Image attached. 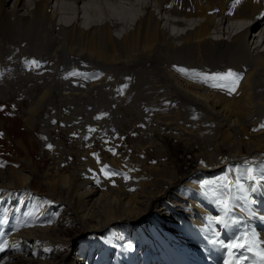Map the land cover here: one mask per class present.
Returning a JSON list of instances; mask_svg holds the SVG:
<instances>
[{
    "label": "bare ground",
    "instance_id": "1",
    "mask_svg": "<svg viewBox=\"0 0 264 264\" xmlns=\"http://www.w3.org/2000/svg\"><path fill=\"white\" fill-rule=\"evenodd\" d=\"M112 2L0 0V96H6L5 99L15 103L19 111L22 110L25 133L32 134L39 123L45 127L56 122L59 126H70V132L77 133L79 138L88 137L90 143L105 136L109 139L113 129L123 124L122 116L125 113L122 115L117 109L122 103L135 107L139 104V109L142 108L140 111L137 109L140 116L146 113V108L155 110L160 116L159 122L165 127L160 132L155 131V140L176 162L178 173L159 178V187L155 190L137 183L140 189L136 191L134 200L127 196L129 192H123L111 200L90 186L92 181L89 178L77 182L70 194L67 191V195L62 196L56 192L53 179L47 174L45 182L52 191L49 196H42L45 198L39 203L40 210L29 224L21 227L11 221L3 228L5 222L0 220V233L3 230L8 232V236L0 240V243L7 241L3 251L8 246L15 251L11 255H4L0 264H53L43 258L56 250L62 251L55 260L62 258L54 264H70L65 257L68 258L69 249L66 247L71 244L74 247L79 245L81 249L73 263L87 264L84 245H80L74 238L76 236L67 238L71 231L63 228L66 217L82 225L86 232L97 234L100 242L105 244L101 246L106 247L107 251L115 249L117 264H133L138 259L131 252L135 241H127L129 237L126 236L136 234L135 230L140 226L151 243L158 244L168 231L177 229L174 214L180 211L189 216H209L206 218L207 226L213 227L218 222L220 225L219 220L223 222L224 216L218 214V210L207 207L208 199L198 183V176L222 166L236 172L234 166L237 163L243 165L244 162L251 163L253 170L249 177H240L237 172L238 176L234 175L235 180L239 177L243 185V189L237 185L236 188L244 206L235 210V221L244 219L248 230L264 241V216L259 211L264 200V127H261V122H264V0H157L160 13L165 12L161 17L144 0ZM139 7L145 9L141 16L137 13ZM175 16H184L185 19H176ZM67 54L74 57L68 58ZM31 60L38 61L39 67L25 63ZM83 61L103 62L109 69L101 66L93 68L89 63L84 65ZM96 62L93 64L96 65ZM83 66L84 74L91 77L94 76V69L100 72L97 79L91 81L94 88L103 84L101 72L111 79L113 89L107 92L113 91V97L117 100L112 98L115 106H112L113 102L106 91L103 93L105 95L101 93V96L98 94L97 97L89 96L75 101L74 98L66 100L69 94L64 85H56L52 90L45 86V82L51 79L68 84L66 87L83 84L87 79L79 75ZM180 68L195 71L184 74L178 70ZM229 70L241 76L232 94L223 88L211 87L212 82H200L203 78L197 75L226 73ZM31 99L34 100L23 110ZM53 109L55 111L47 121V114ZM178 114L212 115L215 126L220 128L216 135L217 145L232 141V131L236 128L246 152L226 154L217 163L210 160L208 163H198V157H208L197 136L208 120H189L191 126L187 124L183 127ZM10 120L14 124L9 132L13 136H20L16 127L18 119ZM130 122L133 124L132 120ZM52 126L48 130L51 133L60 128ZM251 127L262 128L254 133L253 139H249ZM38 131L42 134L41 130ZM52 139L48 145L54 143ZM74 139V134H71L69 147L79 146L78 150L88 154L91 150L85 145L88 143L80 146ZM17 142L24 145L21 139ZM99 150L102 156L116 165L106 145ZM15 160L31 163L32 159L25 156ZM32 178V174L24 168H0V201L16 198L18 206L26 208L28 200L33 201L35 197L30 196V191L26 193L28 197L21 193L30 189ZM60 189L63 190L64 186ZM75 196L78 205L73 203ZM50 213L57 214L50 222H42L41 219ZM227 226L226 229L233 230ZM22 240L23 247L19 248ZM32 240L35 243L31 249L25 248L24 244ZM18 249L27 251L16 254ZM222 254L228 256V250L224 248L217 254V261H210V264H224L226 259L223 261L220 258ZM176 255L165 254L169 260L178 258ZM249 260L246 264H251Z\"/></svg>",
    "mask_w": 264,
    "mask_h": 264
},
{
    "label": "rangeland",
    "instance_id": "2",
    "mask_svg": "<svg viewBox=\"0 0 264 264\" xmlns=\"http://www.w3.org/2000/svg\"><path fill=\"white\" fill-rule=\"evenodd\" d=\"M122 1L130 2L131 0H122ZM144 1L146 2V4L151 5L152 10L158 15V17H161V15L163 14L165 15V12H162V14L160 13L157 0H144ZM110 2L113 3L112 0H110ZM137 13L141 16L145 13V9L139 7L137 8ZM175 18L185 19L184 16H175ZM113 32H115V28L113 29ZM176 41L177 43H179V40ZM67 57L73 58L74 55L71 56L67 54ZM95 62L96 61H94L93 63ZM82 63H84V65H86V63H89L93 68L101 66V68L109 69V66L103 62H96V65L86 61H83ZM82 63L78 65L80 66ZM81 69L82 71L79 73L80 77L87 78L86 81L83 82V84H71L68 87H66L68 84H65L62 81H57L56 79H51L45 82V86L48 87L49 90H52V88L56 85L60 87H62L61 85H64L63 87L68 89L67 92L69 94V99L67 98V96H65V99L66 98H67L66 100L75 99V101H79L80 99L83 98L84 99L89 98V96L95 97L96 95L98 96V94L100 95L101 93H102L101 95H105L103 93L106 91L105 93L107 94V97L109 95L111 102H113L112 106H115L116 103L112 101V98L115 99L113 97V91H111L112 93H108L110 90L113 89V86H111L110 83L111 79L105 77L101 72V78H104L103 84L99 85V87L94 88L91 81H95L98 75L100 74V72L94 69L93 72L94 76L91 77L89 74L87 75L86 73L84 74V66L81 67ZM104 81H106L107 84H105ZM106 86L108 88H106ZM62 97L64 98V95L60 96L61 99ZM5 98L6 96H0V134H2L0 135V164H3V166H0V168L14 166V167H20V169L21 168L27 169V171L30 172V174H32L33 178L29 184L30 189L28 191H25L24 193L22 192L21 194L28 197L27 194L30 191L31 192L30 196L32 195L33 197H35V200L33 201L28 200V204L26 208H22L18 206L19 202H17L16 198L13 199L11 198L10 200L9 198H7L5 202L0 201V206H1L0 214L2 215V216L0 215V220L1 221L3 220V222H5L4 225H2L3 228H5L6 225H9L11 221L16 226H21V227L23 224H29L32 221V219L36 215V212L40 210L39 203L41 199L45 198L42 196L43 195L49 196L50 192L52 191L50 186L45 182V178L47 174L49 178L53 179L56 192H60L62 196H66L67 194H70V191L72 190L74 184H76L77 182L80 183L81 181H84L86 178H89L92 181L89 185L92 186L94 189L99 190V193L100 192L104 193L105 196L111 200L113 197L115 196L117 197L123 192L124 193L126 192V194L127 192H129L127 196H129L131 199L134 200L136 197L135 193L137 190L140 189L139 188L140 185L144 186L147 189L154 188L153 190H155L159 187V184H157V182H159V178L164 176L167 177L175 176L178 173L176 162L173 161V159L166 154V150L162 146H160L158 142H156L155 140L154 137L156 135L155 131L160 132L162 129L165 128L159 122L160 116L158 115L157 112H155V110L146 108L145 109L146 113L143 114V116L142 115L140 116V113L138 112L142 108L139 109L140 107L139 104H136L137 107H135V105H128L127 103L126 104L122 103L123 106L121 105L122 106L121 107L119 105L117 109L120 110L122 115L125 113L122 116L123 124L120 125V127L118 126L113 129V134H111L109 139L106 138L107 136H105L106 139L105 138L100 139L101 141L94 140L93 138L94 141L90 143L88 137L79 138L77 137L78 136L77 133L73 131L72 133L70 132L71 130L70 126L66 128L65 125H61L62 126L61 127L56 122H53L52 125L56 127L59 126L60 128H57L56 131L53 133L48 131L53 126L48 125L44 127L43 123L42 124L39 123L38 129L32 132V134L25 133L26 127L24 126V122L22 118L23 116L21 113L22 110L19 111L14 106L15 103H11L9 100ZM34 99L27 101L25 104L26 106L23 108V110L27 109L30 102H32ZM120 100L121 99H119V101ZM98 105L99 103L97 104V106ZM73 106L74 105H71V107ZM127 107H129V109ZM137 109L139 111H137ZM63 110H65V108H63ZM54 111L55 109H53L50 114H47V121L50 119ZM144 111L141 110V112ZM15 117L18 119V122H16L17 123L16 127L20 131V136H13L9 132L10 127L14 124L10 120V118H15ZM178 118H180V122H181L180 124L183 127H186L187 124L188 126H191L189 125L190 124L189 120H191V122H194L195 119L200 121L203 119H204L203 121L206 120L209 121V122L208 121L205 122V128L201 129L199 131V134H197L198 138H200L199 140L200 146L203 149H206L208 154V157L207 156L206 158L203 157V159L198 157L199 159L197 160L198 163L200 162L208 163V160H210L211 163H217L218 161L224 159L226 154L228 155L237 152H241V153L246 152V148L240 142V136H239L240 133H237L238 130L236 128H233L232 131L234 132L232 141L226 142L222 145H217L216 135H218L220 128L218 126H215L216 125V123H214L215 118L212 115L198 114L196 116L194 115L189 116L187 114H182V115L178 114ZM127 120H129V122ZM131 120L134 125L130 122ZM145 121L146 123H144ZM262 125H264V122H261V127ZM202 126L204 127V125ZM196 127L197 124L196 126H194V128L196 129ZM261 129L262 128L251 127L249 133V139H253L255 137V136L253 137V135H255L254 133L260 132ZM38 130H41L42 134L43 132L46 131L45 133L46 135L43 134L44 135L43 136L41 133L39 134ZM71 134H74L75 136L74 142L78 143L80 146H83L84 142L88 143L85 144L87 145V147L91 149L90 151H88V154L85 153L83 154V152H81L82 150H78L79 146H75V147L73 146L72 148L69 147V140ZM51 138H53L52 140L54 141V143L50 144L51 147H49L48 141ZM18 139H21L24 145L22 146L19 145L17 142ZM104 144L106 145V148L109 149L111 153V157L115 159L116 165L111 163L109 158L102 156L101 151L99 149L101 148V146H105ZM25 156L31 157L32 159L31 163H28L25 160L23 162L22 161L17 162V160H15V158L17 157L24 158ZM216 156L218 157V160L215 159ZM234 168L237 169L236 172L240 177H249L251 174V170H253L252 164L249 162H244L243 165L237 163L234 166ZM102 169H104V171H102ZM105 171L109 173V175H105ZM236 172L230 170V167L228 166H222L215 170L205 172L203 176H198L199 177L198 183L201 186L202 192L203 191L205 192L206 197L208 199L207 207L211 210L218 209L219 211L218 214H220L222 211V214L224 216L223 222L225 223H223L220 219L219 220L220 225L219 223H217L213 227L209 225L207 226L206 223H204L205 221L203 220L202 217L199 218L195 215L189 216L180 211L179 214L177 215L174 214L175 223L178 222L177 229L176 230L174 229L173 232L168 231L165 236L160 238V242L158 244L151 243V241L145 236L143 230H141L140 228L141 226H140L138 227L137 230H135L139 232V234L136 232V234L132 233V235L128 234L126 236L129 237L126 238L127 241L128 240H133V242L135 241V243H132L133 246L131 249L132 250L135 249L136 252L138 251V253L140 254V257H138V259H136L133 264H142L140 263L141 260L142 261L146 260L147 262L150 263L164 264L165 262L163 259L160 258V256L165 248L178 251L183 256L187 258L190 257L191 263L197 264V262H192V260H194L192 259V256H194L197 251L203 253L205 250L204 255L208 253V255L210 256L212 255L213 250L214 251L216 250V246L221 241L222 236L225 235L226 233H230V237H231L229 239H226V241L228 242L231 240L232 241L235 240V237L238 236L237 230L239 228H240L239 236L242 233H246V227L244 226L245 225L244 221H238V222L235 221V217H236L235 210L244 208L241 200L242 198L238 194L239 191H237L238 189L236 188L235 183H233L231 187L230 209L228 211H225L224 207L218 202L219 199L221 198L222 192L224 191V189L221 188V185L226 183L224 177L227 176L228 181H235L234 175L238 176ZM112 173H117V174L112 175ZM137 183H140V185H138ZM61 186H64L63 190L60 189ZM78 187L80 188V186ZM67 191L68 193L65 194ZM263 202H262V207L259 208V211H260V215L264 216ZM73 203L75 205H78L77 196L74 197ZM59 207L57 209H59ZM50 212H53V210L52 211L50 210ZM3 213H4V217H3ZM56 214L57 213H53V214L50 213L41 220L42 222H44V220L46 222H50L53 216ZM222 224H225V226H223ZM226 225H229V227L232 228L233 230L229 231V229H226L228 228V226L226 227ZM63 228L69 229L71 231V235L67 236V238L76 236L74 238L79 241L80 245L81 246L84 245L83 252L86 255L85 262L87 264H108L112 260L117 261L114 256L115 249H111L110 251H107L106 247H102L101 244L103 245L105 244L100 242V238L97 234L93 232H86L87 230H85L82 225H78L74 223L73 221H71L69 217L65 218L63 223ZM223 228L225 230H223ZM110 229L112 230V228ZM202 231L205 232V234L202 233ZM215 231L219 235H217ZM7 233L8 232L5 230V234ZM211 237L212 240L214 241L210 240ZM193 240H195L196 243ZM22 241H21L22 245H20L19 248L23 247L24 240ZM34 243L35 241L33 240L28 241L26 244H24L25 248L28 247V249H31V245H33ZM66 248L69 249L67 254L68 258L65 257V260H68L70 264H77V262L73 263V260H75V257L79 255L81 251L80 246L78 245L74 247L71 244L70 247L68 246ZM22 250L18 249L16 251V254L24 253L27 251V250L26 251L23 250L22 252ZM61 251L62 250H56L52 254L48 256L47 255L44 256L43 259L46 262L50 261V263L54 264L55 262H57V260H60L62 258L59 256L60 258L55 260V258L58 257L57 255L61 254ZM10 252L12 254L15 253V251L11 249ZM176 256L180 260L178 258L176 259L171 258V260H169L166 256L165 257L170 261L171 264H188V262L182 259L179 255Z\"/></svg>",
    "mask_w": 264,
    "mask_h": 264
},
{
    "label": "snow or ice",
    "instance_id": "3",
    "mask_svg": "<svg viewBox=\"0 0 264 264\" xmlns=\"http://www.w3.org/2000/svg\"><path fill=\"white\" fill-rule=\"evenodd\" d=\"M25 63L31 66L39 67V62L36 60L25 61ZM178 70L184 74L195 71L183 68ZM197 75L203 78L200 82H212L210 85L211 87L223 88L228 90L229 94H232V92L236 90L238 81L241 78L239 73L233 72L231 70L226 73H197ZM262 127H264V125H262ZM49 147H51V145H49ZM0 166H3V164H0ZM102 171H104V169H102ZM115 174L117 173H112V175ZM105 175H109V173L105 171ZM224 180L226 183L221 185V188L224 189V191L222 192L221 198L218 202L224 207L225 211H228L231 207L232 184L235 183L240 189H243V185L241 184L239 177L235 181H228L227 176H225ZM261 245H264V241H261L257 234L247 232L242 233L240 236H237L234 241L224 245V247L228 250L229 256V259H226L224 264H246V262L249 260V255L247 254H252L258 258V261H254L253 264H264V247H261ZM6 246L7 241L0 243V251H3L4 247Z\"/></svg>",
    "mask_w": 264,
    "mask_h": 264
}]
</instances>
